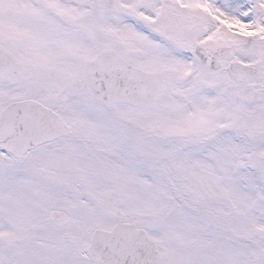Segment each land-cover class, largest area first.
<instances>
[{
  "label": "snow or ice",
  "instance_id": "1",
  "mask_svg": "<svg viewBox=\"0 0 264 264\" xmlns=\"http://www.w3.org/2000/svg\"><path fill=\"white\" fill-rule=\"evenodd\" d=\"M0 264H264V0H0Z\"/></svg>",
  "mask_w": 264,
  "mask_h": 264
}]
</instances>
